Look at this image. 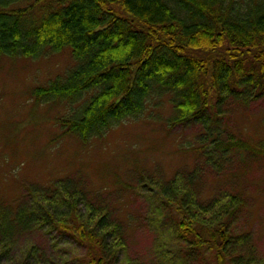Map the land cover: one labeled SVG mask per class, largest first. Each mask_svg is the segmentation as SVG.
<instances>
[{"label": "trees", "instance_id": "1", "mask_svg": "<svg viewBox=\"0 0 264 264\" xmlns=\"http://www.w3.org/2000/svg\"><path fill=\"white\" fill-rule=\"evenodd\" d=\"M64 49L73 64L33 95L66 103L57 119L67 133L88 141L130 119L161 123L168 133L193 129V168L171 178L148 166L131 173L135 185L148 188L139 196L150 212L176 221L180 244L170 250L162 234L155 261L132 257L131 221L111 198L98 208L87 183L69 176L32 185L15 203L0 200V264L12 261L17 237L20 264L30 255L60 264L29 243L22 253L20 241L38 231L73 239L85 251L81 264H264L251 227H236L249 193L254 197L244 167L264 165V115L251 135L227 119L264 99V0H0V58ZM160 103L168 113L146 117ZM235 180L238 191L227 190ZM214 184L215 193L203 196Z\"/></svg>", "mask_w": 264, "mask_h": 264}, {"label": "rangeland", "instance_id": "2", "mask_svg": "<svg viewBox=\"0 0 264 264\" xmlns=\"http://www.w3.org/2000/svg\"><path fill=\"white\" fill-rule=\"evenodd\" d=\"M71 54L70 49H64L37 58H0V200L15 203L32 185L46 186L57 179L77 176L79 182L87 183V191L97 195L94 201L98 208L100 201L111 198L119 216L126 222L131 221V256L146 262L155 261L156 243L165 234L170 238V250L178 249V236L173 233L176 221L173 222L170 216L162 218L150 212L147 197L139 196L146 194L148 188L135 185L137 181L132 180L131 173L148 166L158 172L159 178H171L186 165L193 168L196 154L187 148L188 140L194 139L193 129L178 126L168 133L161 123L156 122L158 126H154L152 120L130 119L88 141L67 133L57 119L60 114L68 112L66 103L38 102L33 90L63 75L73 64ZM167 107L168 104L160 103L157 107H150L145 115H156V109H160L161 114L168 113ZM261 115H264V99L254 104L246 115L237 113L227 119L235 128H238V122L246 126V133L251 135L255 132V120ZM147 122L155 129L148 130ZM237 167L238 164L233 170L236 171ZM244 173L249 174L248 179L254 182L250 187L254 197L249 193L236 227H251L264 256V165H250L248 162ZM127 182L134 184L128 185ZM214 186L208 187L203 196L211 197L215 193ZM225 187L238 191V181H230ZM80 207L85 213V205ZM32 235L28 242L25 239L20 241L22 253L29 254V246H26L29 243L43 249L60 264H81L85 251L73 239L57 234L54 237L43 235L41 231ZM18 240L17 237L9 264L22 261ZM29 264H40L39 259L30 255ZM43 264L46 263L43 261Z\"/></svg>", "mask_w": 264, "mask_h": 264}]
</instances>
